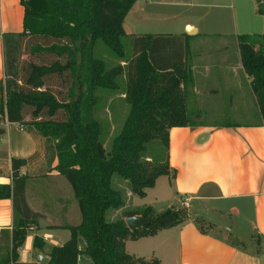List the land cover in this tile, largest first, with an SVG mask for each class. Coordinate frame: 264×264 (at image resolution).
I'll list each match as a JSON object with an SVG mask.
<instances>
[{"label": "trees", "instance_id": "trees-1", "mask_svg": "<svg viewBox=\"0 0 264 264\" xmlns=\"http://www.w3.org/2000/svg\"><path fill=\"white\" fill-rule=\"evenodd\" d=\"M135 2L20 0L24 7L23 30L2 34L5 77L0 83V137L4 133L1 123L7 120L27 126L50 143L57 158L56 170L69 182L81 215L77 225L66 227L70 237L62 245L45 249L44 239L34 235L33 248L46 250L43 253L48 259L44 264H78L82 257L90 264H161L157 257L130 254L125 242L153 236L190 217L184 207L170 206L158 212L143 205L127 209L123 217L107 218L109 211L126 205V194L112 184L113 175L126 182L132 195L144 197L158 177L170 173L169 129L196 125L186 105V85L190 81L186 62L162 63L154 56L162 47L174 52L177 36H133L132 52L126 57L122 38L128 35L123 22ZM256 11L264 14L260 6ZM25 36L50 38L49 44L31 46V52L52 54L57 59L51 64L29 63L20 83L15 65ZM97 40L120 61H126L123 93L129 109L108 151L101 139L100 123L92 115L97 101L95 90L117 89L116 79L124 67L120 63L108 67L96 58ZM237 44L264 126V31L238 35ZM183 46L181 54L185 56L188 44ZM63 57L65 62L60 60ZM50 75L69 78L64 94L45 88V78ZM26 106L31 108L29 119L24 116ZM59 111L64 119L55 118ZM24 164L25 159L13 158L12 184H0V199L11 198L13 209L11 230H0V264L19 262L18 249L38 218L25 199L26 177L19 175ZM132 215H141L147 225L130 230L124 218ZM194 223L201 233L212 226L199 216ZM35 264L43 263L37 259Z\"/></svg>", "mask_w": 264, "mask_h": 264}, {"label": "crops", "instance_id": "crops-1", "mask_svg": "<svg viewBox=\"0 0 264 264\" xmlns=\"http://www.w3.org/2000/svg\"><path fill=\"white\" fill-rule=\"evenodd\" d=\"M179 2L136 0L124 18L123 28L132 37L147 34L178 37L173 41L174 52H167L162 47L154 56L161 58L162 63L186 62L190 73L186 105L196 125L169 129L170 173L162 175L167 176L169 185L163 200L167 203L166 208L173 206L172 201L176 200L180 207L187 209L190 217L184 223L159 230L153 236L127 240L125 248L128 251L130 242L147 241L152 249L151 255L142 257H157L161 264H264V126L256 100L251 91V96H244L250 106L255 107L256 118L244 124H208L200 118L203 111L196 109L211 103L233 102L237 92L243 89V75L249 84L250 78L243 70L237 50L238 33L236 30L231 33L201 32L198 24L187 22H182L185 27L182 31H159L169 24L177 27L179 19L177 15L157 9ZM258 15L264 17V14ZM23 16L24 7L20 0H0V83L5 77L2 34L21 32ZM232 16L233 26H236V12ZM153 19L156 21L149 27H155V31L142 28L146 20ZM261 30L258 33L264 31V24ZM185 42L189 51L183 56L181 48ZM1 126L4 133L0 137V184H12V159H25L19 175L26 177V202L38 214L36 224L29 230L32 234H27L26 241L18 249L19 262L13 264H35L39 255L48 257L43 253L46 250L39 252L33 248L34 235L44 239L45 249L62 245L70 237L66 227L77 225L81 215L74 195L69 193L67 183L60 179L62 174L56 170L57 158L50 143L19 122L3 120ZM155 184L148 189L154 188ZM134 196L127 193L126 205L114 213L143 205L153 207L158 201V197H154L152 202L137 204L136 198L140 201L146 199L147 191L144 197ZM211 202L215 211L234 216L245 213L248 209L246 202H252L250 223L255 232L252 237L245 240L236 230H231V226L219 224L217 220H213V231L206 228V232L201 233L194 218L210 208L208 204ZM12 222L11 198L0 199V230H11ZM225 231H232L237 242H232ZM130 254L140 256L139 252ZM81 259L84 264H90L86 257Z\"/></svg>", "mask_w": 264, "mask_h": 264}, {"label": "rangeland", "instance_id": "rangeland-1", "mask_svg": "<svg viewBox=\"0 0 264 264\" xmlns=\"http://www.w3.org/2000/svg\"><path fill=\"white\" fill-rule=\"evenodd\" d=\"M179 3L174 5L164 6L159 10L160 12L166 14H174L177 15L178 26H169L160 28L159 31H182L184 25L182 22L198 24V28L201 32L204 31H217L222 33H231L236 30L238 35L241 34H254L261 32V28L264 24V17L258 15L256 9L257 6H260L261 9L264 10V0H179ZM143 3V2H141ZM236 12L235 23L236 26H233V16L232 13ZM153 13V12H150ZM153 21H145L144 29L150 30V32L155 31V27H149ZM186 23V24H187ZM132 36H124L122 38V42L124 43L126 50V57L129 58L132 52ZM52 40L50 38H41V37H32L25 36L22 37L20 41V48L17 52L16 65L15 69L17 70L18 77L21 79L19 81L22 82V78L27 73V66L29 63L33 62L36 64H51L57 57L52 54L44 53V52H31V46H34L36 43L40 44H49ZM238 46V45H237ZM238 50V48H237ZM239 51V50H238ZM94 56L96 58H100L105 61L108 67H112L120 63L122 65L123 61H120L117 57L113 55V53L106 48V46L100 41L97 40L94 46ZM62 62H65L66 58L60 59ZM126 62V61H125ZM124 67L123 74L117 76L116 83H118V88L115 90H107V89H96L95 95L97 96V101L92 108L93 117L100 123L101 126V139L104 144L105 149L108 151L111 147V140L115 135L119 133L123 122L127 116L129 105L125 100V95L123 91L125 90V81H126V71L125 66L126 63L122 65ZM67 74V72L65 73ZM68 75V74H67ZM246 77L243 75L241 79V84L243 89L237 92L236 98L233 102H219V103H211L210 105H206L204 107H198L196 109L202 110L201 119L207 122L208 124H244L248 121L256 120L254 116L255 107H251L250 103H248V99L244 98V96H251V88L245 79ZM70 80L67 76L59 77L58 75H50L45 78V88L51 90L52 92H61L65 93L66 87L69 85ZM248 86V88H247ZM251 91V92H250ZM61 98V97H59ZM31 108L26 106L24 108L25 119H29ZM253 115V116H252ZM65 115L62 111H59L55 116L56 119H64ZM62 181H65L69 187V193L73 195L72 189L69 186L66 178L62 175ZM112 184L115 188L123 191L125 194L130 193L128 185L125 181L120 180L117 175H113ZM168 178L167 176H161L157 179L155 187L152 189H147L148 196L144 200H138L136 198L135 202L138 204L140 202L148 203L152 202L154 197H158V201L153 203V207L156 211H162L166 208L167 203L163 200L165 198V194L168 191ZM73 197V196H72ZM135 197V196H134ZM173 206L178 207L179 203L176 200L172 201ZM221 204V203H220ZM219 204V205H220ZM248 209L245 213L239 214L237 216L231 215L225 211L217 212L214 210L215 205L213 202L209 203L208 208L204 213L197 215L202 217L207 223L212 224L215 220L219 222V224H228L231 226V230H236L243 239L248 240L252 237V233H255L251 230L250 220L253 217L252 210V202H246ZM77 209L78 205H77ZM128 209V208H127ZM121 211L119 213H114V210L109 211L107 213V218L113 220L114 218H120L123 216L124 212L127 210ZM79 211V210H78ZM214 220V221H213ZM214 224V223H213ZM215 225L209 228V230H214ZM229 239L232 242H237L236 236L233 235V232L225 231ZM27 234H32V232L28 231ZM28 236V235H26ZM26 241V237L25 240ZM130 242L128 244V251L130 253L139 252L140 256H150L151 255V247L147 241H139L137 243ZM80 246H83L84 241L80 240ZM247 244V243H246ZM249 245V244H248ZM138 256V255H136ZM84 264V262H79Z\"/></svg>", "mask_w": 264, "mask_h": 264}, {"label": "water", "instance_id": "water-1", "mask_svg": "<svg viewBox=\"0 0 264 264\" xmlns=\"http://www.w3.org/2000/svg\"><path fill=\"white\" fill-rule=\"evenodd\" d=\"M125 223L130 230H135L147 225V221L141 215H132L125 218ZM38 260L40 263H46L47 258L39 255Z\"/></svg>", "mask_w": 264, "mask_h": 264}]
</instances>
